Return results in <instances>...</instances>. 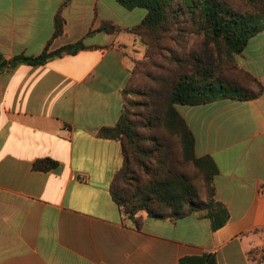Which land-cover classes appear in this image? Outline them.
I'll return each instance as SVG.
<instances>
[{
  "label": "crops",
  "instance_id": "obj_1",
  "mask_svg": "<svg viewBox=\"0 0 264 264\" xmlns=\"http://www.w3.org/2000/svg\"><path fill=\"white\" fill-rule=\"evenodd\" d=\"M64 4L65 30L54 37ZM146 14L117 0H0L7 60L82 40L90 47L0 75V264H179L209 253L218 264H264V92L248 101L177 105L195 134L197 157L211 156L218 166L225 226L214 231L202 212L175 220L143 215L137 224L111 196L125 163L122 143L98 133L121 117L131 57L145 55L126 30ZM104 22L123 31H99ZM239 62L264 86V31ZM47 158L58 166L36 170Z\"/></svg>",
  "mask_w": 264,
  "mask_h": 264
},
{
  "label": "trees",
  "instance_id": "obj_2",
  "mask_svg": "<svg viewBox=\"0 0 264 264\" xmlns=\"http://www.w3.org/2000/svg\"><path fill=\"white\" fill-rule=\"evenodd\" d=\"M240 1L251 11H241L228 0H117L127 10H147L138 25L126 30L141 40L145 55L134 61L118 123L102 128L98 135L122 143L125 163L110 192L137 224L143 215L175 220L202 212L216 231L230 219L227 207L216 196L218 166L211 156L197 157L195 134L177 105L197 106L223 98L248 101L263 94V84L242 67L239 56L251 38L264 31V0ZM64 7L55 15L54 37L64 33ZM98 30L123 31L111 22ZM88 48L82 40L10 61L0 54V75L19 63L43 65ZM57 166L50 158L34 165L41 171ZM191 167L204 182L205 197L199 195L188 172ZM179 264L218 261L209 253L185 256Z\"/></svg>",
  "mask_w": 264,
  "mask_h": 264
},
{
  "label": "rangeland",
  "instance_id": "obj_3",
  "mask_svg": "<svg viewBox=\"0 0 264 264\" xmlns=\"http://www.w3.org/2000/svg\"><path fill=\"white\" fill-rule=\"evenodd\" d=\"M230 2V4L232 6H234L235 8L241 10V11H251V7L246 5L244 2L240 1V0H228ZM135 12H140L142 13H147V10L146 9H140V8H137L135 9ZM138 39V42L139 44H141V40L139 38ZM141 49H144V47L142 46ZM132 56H134V53L133 52H130ZM144 55V54H143ZM132 58V63L134 64V61H136L137 59H135L134 57H131ZM188 172L191 174V176H193L194 180H195V186H196V189L197 191L199 192V195L201 197H205V189H204V182L203 180L201 179L200 176H198V174L195 172V170L191 167V169L188 170Z\"/></svg>",
  "mask_w": 264,
  "mask_h": 264
}]
</instances>
